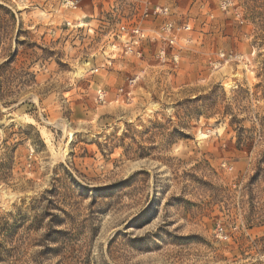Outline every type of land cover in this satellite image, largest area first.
<instances>
[{"label": "rangeland", "instance_id": "1", "mask_svg": "<svg viewBox=\"0 0 264 264\" xmlns=\"http://www.w3.org/2000/svg\"><path fill=\"white\" fill-rule=\"evenodd\" d=\"M176 67L112 54L133 0H0V264H264V0H151Z\"/></svg>", "mask_w": 264, "mask_h": 264}, {"label": "built area", "instance_id": "2", "mask_svg": "<svg viewBox=\"0 0 264 264\" xmlns=\"http://www.w3.org/2000/svg\"><path fill=\"white\" fill-rule=\"evenodd\" d=\"M139 2L134 16L122 23L120 31L112 41V54H123L140 58L145 46L154 47V58L158 65L176 67L180 55L192 43L188 24L176 25L169 18L166 6L155 5L151 0ZM71 8H76L77 0H66Z\"/></svg>", "mask_w": 264, "mask_h": 264}]
</instances>
